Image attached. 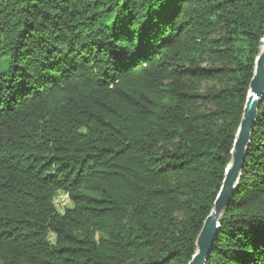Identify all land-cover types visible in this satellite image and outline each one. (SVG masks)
Returning a JSON list of instances; mask_svg holds the SVG:
<instances>
[{
    "label": "trees",
    "instance_id": "obj_1",
    "mask_svg": "<svg viewBox=\"0 0 264 264\" xmlns=\"http://www.w3.org/2000/svg\"><path fill=\"white\" fill-rule=\"evenodd\" d=\"M263 36L264 0H0V264H188ZM206 264H264V97Z\"/></svg>",
    "mask_w": 264,
    "mask_h": 264
},
{
    "label": "water",
    "instance_id": "obj_2",
    "mask_svg": "<svg viewBox=\"0 0 264 264\" xmlns=\"http://www.w3.org/2000/svg\"><path fill=\"white\" fill-rule=\"evenodd\" d=\"M264 97V36L261 51L254 63V71L248 85L247 99L235 139L229 164L225 170L221 188L215 198L210 214L206 217L195 242V254L188 264H206L212 251L219 219L233 199L243 169L246 150L251 141L252 130L258 118V105Z\"/></svg>",
    "mask_w": 264,
    "mask_h": 264
},
{
    "label": "rangeland",
    "instance_id": "obj_3",
    "mask_svg": "<svg viewBox=\"0 0 264 264\" xmlns=\"http://www.w3.org/2000/svg\"><path fill=\"white\" fill-rule=\"evenodd\" d=\"M70 201L67 195L59 194L54 199V206L59 213H62L65 208L70 207Z\"/></svg>",
    "mask_w": 264,
    "mask_h": 264
}]
</instances>
